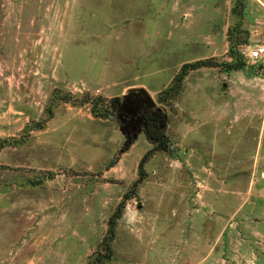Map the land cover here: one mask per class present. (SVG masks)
<instances>
[{"label":"rangeland","instance_id":"obj_1","mask_svg":"<svg viewBox=\"0 0 264 264\" xmlns=\"http://www.w3.org/2000/svg\"><path fill=\"white\" fill-rule=\"evenodd\" d=\"M243 25L264 27L244 0H0V264H91L152 147L119 129L138 89L168 151L144 163L102 264H264V62L246 61ZM229 47L241 70L189 71L157 101L182 63ZM86 97L118 111L93 117Z\"/></svg>","mask_w":264,"mask_h":264},{"label":"trees","instance_id":"obj_2","mask_svg":"<svg viewBox=\"0 0 264 264\" xmlns=\"http://www.w3.org/2000/svg\"><path fill=\"white\" fill-rule=\"evenodd\" d=\"M233 49L231 47L228 48V56L230 58L229 61H216L215 59L212 58H207V59H196L192 60L190 62H184L182 63L178 70L175 72V74L171 77L168 85L164 87L163 89L159 90L156 94V99L158 102L167 104L168 100L172 101L174 100L178 92L180 90L182 81L186 74L189 71H193L199 68L203 67H218L221 69L223 72H229V71H237L241 70L245 63L244 59L242 58L241 55L236 53L235 51H232ZM68 96V95H66ZM61 96L58 97L56 91H53L51 94V97L49 101L52 100H62V101H68L69 97ZM85 102L91 103V107L89 109L90 114L93 117L97 118H108L111 116L110 112L113 111L115 108L118 111V104L115 102L116 98H110L108 101H106V104L103 105V102H105L104 99L100 97H86ZM100 104H99V103ZM99 105L101 106L100 111H96L95 108L96 106ZM47 114L48 116H51L52 110L50 108L47 109ZM162 121V120H161ZM41 124L36 123L35 125H31L25 128L23 133L25 135H21L19 139H13L14 143H22L25 140V137L28 136L29 132L31 130H37L41 128ZM145 137L147 141L152 144V147L147 149L141 156L140 160L138 161L137 164V178L134 180V182L131 184L130 190L126 191L121 200L116 204L114 210L112 211L111 215L107 219V229L105 232V235L102 237L98 244V248L96 251L93 253V259L91 264H102L104 260L110 258L111 255V241L114 236V228L116 225L117 219L120 217L121 212L124 208L125 201L130 199L133 195L134 188L137 183H139L143 176H144V170H143V165L144 163L151 157L154 151L156 150H162V151H168V146H167V139L164 137V134L162 132V129L159 126H156L152 129H147L145 132ZM126 143H124L120 148L119 152L124 151ZM116 157L114 156L113 159H111L107 165L105 166L106 168H109L112 166V164L115 162Z\"/></svg>","mask_w":264,"mask_h":264},{"label":"water","instance_id":"obj_3","mask_svg":"<svg viewBox=\"0 0 264 264\" xmlns=\"http://www.w3.org/2000/svg\"><path fill=\"white\" fill-rule=\"evenodd\" d=\"M138 93L132 94V90L126 94L120 103L118 118L128 116V125H119L123 135L135 138L139 131V112L150 113L152 116H161V109L155 106L151 97L142 89Z\"/></svg>","mask_w":264,"mask_h":264},{"label":"crops","instance_id":"obj_4","mask_svg":"<svg viewBox=\"0 0 264 264\" xmlns=\"http://www.w3.org/2000/svg\"><path fill=\"white\" fill-rule=\"evenodd\" d=\"M245 4V10H260V12H264V0H244ZM243 29L247 31V44L248 45H254V44H262L264 42V27H246V25H243ZM256 29H260L261 32H258ZM246 44H243L245 46ZM238 71V70H237Z\"/></svg>","mask_w":264,"mask_h":264},{"label":"flooded vegetation","instance_id":"obj_5","mask_svg":"<svg viewBox=\"0 0 264 264\" xmlns=\"http://www.w3.org/2000/svg\"><path fill=\"white\" fill-rule=\"evenodd\" d=\"M139 132H145L147 129H152L156 126L161 127V117L152 116L150 113L139 112ZM120 123L122 125H128V116L120 117Z\"/></svg>","mask_w":264,"mask_h":264},{"label":"built area","instance_id":"obj_6","mask_svg":"<svg viewBox=\"0 0 264 264\" xmlns=\"http://www.w3.org/2000/svg\"><path fill=\"white\" fill-rule=\"evenodd\" d=\"M245 59L246 61L255 62L261 61L264 62V43L254 44V45H245Z\"/></svg>","mask_w":264,"mask_h":264}]
</instances>
